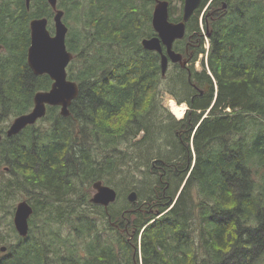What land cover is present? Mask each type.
Masks as SVG:
<instances>
[{"label": "trees", "instance_id": "16d2710c", "mask_svg": "<svg viewBox=\"0 0 264 264\" xmlns=\"http://www.w3.org/2000/svg\"><path fill=\"white\" fill-rule=\"evenodd\" d=\"M154 1L57 0L78 95L69 116L48 106L8 138L51 86L27 49L29 22L53 32L54 12L0 0V264H264V0H201L172 47L192 53L190 77L177 69L179 120L161 104L159 55L141 45L156 36ZM129 174L142 177L135 203L113 179ZM98 180L119 191L107 208L77 193ZM22 196L33 209L23 238L11 220Z\"/></svg>", "mask_w": 264, "mask_h": 264}, {"label": "water", "instance_id": "95a60500", "mask_svg": "<svg viewBox=\"0 0 264 264\" xmlns=\"http://www.w3.org/2000/svg\"><path fill=\"white\" fill-rule=\"evenodd\" d=\"M30 0H25L29 7ZM54 12V34L47 29V19H33L29 23L30 44L27 50V65L34 75H47L52 81L46 91H39L33 97V106L27 113L12 119L8 125L5 136L10 138L18 135L27 126L34 125L45 116L46 108L59 107L60 115L69 116V106L78 95V87L74 81L67 78L66 68L71 62L73 55L66 49L65 37L67 28L63 22V11L57 9V0H47ZM201 0H183L181 20L171 22L169 20V2L167 0H155L151 13V26L156 36L141 40L142 47L147 51L156 52L160 57V71L164 76L169 62L180 63L182 55L175 52L172 47L175 40L182 39L186 33L185 24L194 11L198 8ZM163 47L165 52H163ZM1 139V135H0ZM93 195L89 198L92 204L104 208L115 201L117 192L114 188L103 184L102 181L92 183ZM130 203L137 201V193L130 191L127 195ZM33 209L26 200L19 201L13 213V226L20 237H26L29 230L28 220ZM5 247L1 248V252Z\"/></svg>", "mask_w": 264, "mask_h": 264}, {"label": "rangeland", "instance_id": "374dc122", "mask_svg": "<svg viewBox=\"0 0 264 264\" xmlns=\"http://www.w3.org/2000/svg\"><path fill=\"white\" fill-rule=\"evenodd\" d=\"M171 3L172 9H173V13H174V17H178L180 13H182V7H183V3H181V0H168ZM155 4V1H154ZM154 7V5H153ZM153 10V8H152ZM152 13V12H151ZM72 20H69L68 23H70L71 25H74V23H72ZM50 32V31H49ZM53 33V32H50ZM200 33L203 35L204 39H203V48H204V53L203 55H199L198 56V60L195 62V66L194 68L197 71H200L201 67H200V60L204 58V60H206V56H207V52L209 49V41H208V37L205 34L206 32L204 31V27L202 24H200ZM175 75L174 69L172 66H168L167 71H166V77L161 81V104L164 108L168 109V111L172 114V116L174 117L175 120H179L182 119L184 117V113L187 110V106L184 103H179L177 104L176 100H174V98H172V96L168 93V90L171 89L172 91H174V93H176V90H178V85H176V82L174 83L171 78L172 76ZM171 77V78H170ZM174 88L176 90H174ZM179 91V90H178ZM177 96H184V93L181 92V94H176ZM170 101H173L178 107L183 106L184 107V113L183 116L181 118H177L171 111H170ZM159 146V145H158ZM162 149V148H161ZM141 174H137V175H125V176H121V177H116L114 176V182L117 186L121 187L120 182H122V187L120 188V194L127 196L128 193L132 190L136 191V188L139 185V182L141 181ZM113 188V187H112ZM116 191H118L117 188H114ZM77 193L78 196L82 197L83 195L89 196V198L93 195L94 190L92 189V183L90 185V187L88 188L87 186L82 187L79 186V188L77 189ZM119 193V191H118ZM75 195H71V197H74ZM23 196L21 198H18L16 200V204L18 203V201L23 200ZM15 204V205H16ZM11 220H13V216L11 218Z\"/></svg>", "mask_w": 264, "mask_h": 264}, {"label": "flooded vegetation", "instance_id": "af4514ba", "mask_svg": "<svg viewBox=\"0 0 264 264\" xmlns=\"http://www.w3.org/2000/svg\"><path fill=\"white\" fill-rule=\"evenodd\" d=\"M207 7V6H206ZM66 26V25H65ZM67 27V26H66ZM67 32H68V27H67ZM207 35V37H209V33H207L206 34ZM66 36H67V33H66ZM194 42H196V40H191V42H187V46L188 47H193V43ZM173 49V48H172ZM163 52H165V48L163 47ZM177 53H180L179 51H176ZM208 53V52H207ZM181 55H182V61H184V62H186V64H185V67H183V66H181V64L180 63H171V62H169V64H168V66H172L173 67V69H174V72H175V75H173L172 76V78H171V80L175 83V81H176V79H177V75H178V71H177V69H179L180 71H181V69L183 70V74L185 73V74H187V79L190 77V75H191V66H192V62H191V59H192V53H189V54H187V49H185V53L184 54H182V53H180ZM200 55H203V54H200ZM159 64H160V57H159ZM196 64H195V62L193 63V67L195 66ZM66 70H67V68H66ZM167 71V70H166ZM162 76V75H161ZM162 77H166V73H165V75L164 76H162ZM191 86H192V90L194 91V90H199L200 91V87L199 86H196L195 84H191ZM175 89V88H174ZM182 88H180V89H178V90H176V93H174V94H181V92L183 93V91L181 90ZM208 89V87H207V85H205L204 86V90H207ZM171 90V89H170ZM169 93V92H168ZM171 96H172V98H174V100L176 99V98H180L181 96H174V95H172V93H169ZM185 101H186V99H185ZM183 102L186 106H187V103L186 102Z\"/></svg>", "mask_w": 264, "mask_h": 264}, {"label": "bare ground", "instance_id": "6f19581e", "mask_svg": "<svg viewBox=\"0 0 264 264\" xmlns=\"http://www.w3.org/2000/svg\"><path fill=\"white\" fill-rule=\"evenodd\" d=\"M44 18V17H43ZM36 19H42V18H36ZM46 19V18H45ZM33 20V19H32ZM31 20V21H32ZM30 23V22H29ZM52 23H53V20H52ZM47 24H48V20H47ZM47 27V26H46ZM67 28V27H66ZM48 29V28H47ZM49 31V30H48ZM50 33V32H49ZM51 35L54 34V24H53V33H50ZM65 40H66V37H65ZM28 50V49H27ZM203 68V67H202ZM160 74H161V71H160ZM208 74L209 71H208ZM68 75V74H67ZM47 76V75H46ZM68 78V77H67ZM163 80V79H162ZM183 103V102H182ZM184 106V105H183ZM183 106H180L178 107L173 101H170V104H169V107H170V111L177 117V118H181L183 116V113H184V107ZM48 108V107H47ZM57 108V107H56ZM59 108V107H58ZM63 117V116H62Z\"/></svg>", "mask_w": 264, "mask_h": 264}]
</instances>
